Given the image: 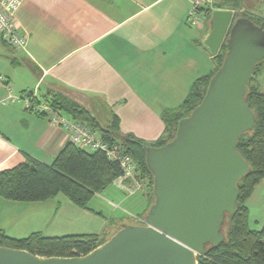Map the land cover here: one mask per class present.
I'll use <instances>...</instances> for the list:
<instances>
[{"label": "crops", "instance_id": "obj_1", "mask_svg": "<svg viewBox=\"0 0 264 264\" xmlns=\"http://www.w3.org/2000/svg\"><path fill=\"white\" fill-rule=\"evenodd\" d=\"M193 1L22 0L15 23L26 37L25 52L0 39V171L27 159L50 166L71 143L64 129L25 108L32 94L36 103L58 93L72 98L103 127L112 115L120 135L146 146L160 140L163 115L177 111L193 84L215 70L202 45L208 29L204 12L199 26L187 22ZM138 184L116 179L92 197L87 210L61 194L49 201L61 216L87 222L67 233L101 239L121 224H140L152 199L146 180L138 178ZM94 199L96 210L89 206ZM130 199L132 211L123 217L103 211ZM13 203L0 199V208L18 206Z\"/></svg>", "mask_w": 264, "mask_h": 264}, {"label": "water", "instance_id": "obj_2", "mask_svg": "<svg viewBox=\"0 0 264 264\" xmlns=\"http://www.w3.org/2000/svg\"><path fill=\"white\" fill-rule=\"evenodd\" d=\"M263 24L230 10L211 11L202 45L211 56L224 45L225 57L174 138L143 148L154 201L141 225H120L78 257L0 247V264H198L208 247L225 241L226 218L237 210V183L249 171L237 141L255 125L244 96L255 65L264 60Z\"/></svg>", "mask_w": 264, "mask_h": 264}, {"label": "trees", "instance_id": "obj_3", "mask_svg": "<svg viewBox=\"0 0 264 264\" xmlns=\"http://www.w3.org/2000/svg\"><path fill=\"white\" fill-rule=\"evenodd\" d=\"M211 11L210 7L202 9L207 28ZM238 12L236 9L235 13ZM239 17L253 22L252 15L246 11ZM262 22L263 19L253 23L261 25ZM225 53L223 45L212 57L214 72L193 84L177 111L163 115L165 135L150 147H162L174 138L178 122L189 116L202 101L207 85L222 64ZM260 64H264V60L255 65L253 76ZM250 82L244 101L254 113L255 125L251 132L241 135L237 141V151L248 163L249 171L237 183V210L226 218L225 241L216 247H208L205 254L198 257V264H264V224L259 231L251 230L248 226V209L244 205L254 188L264 181V92L250 87ZM46 103L97 132L104 142L122 145L137 166V179L146 180L148 186L153 187L143 150L149 146L130 136L120 135L115 117L111 115L109 123L103 127L84 106L65 95L53 94L47 97ZM120 175L119 165L109 161L103 153L87 152L69 143L50 166L27 159L13 169L0 171V199L17 203H42L61 194L75 207L87 210L92 197L104 191ZM104 242L94 235L44 237L38 233L23 239H13L0 230V247L23 250L41 257L84 256Z\"/></svg>", "mask_w": 264, "mask_h": 264}, {"label": "rangeland", "instance_id": "obj_4", "mask_svg": "<svg viewBox=\"0 0 264 264\" xmlns=\"http://www.w3.org/2000/svg\"><path fill=\"white\" fill-rule=\"evenodd\" d=\"M207 7H223L229 8L236 12V9L241 16L243 11L252 15L254 23H259L264 19V0H209ZM259 83H262L261 85ZM250 87H255L258 91L264 89V64H260L256 68V72L251 79ZM260 92V91H259ZM59 94V93H58ZM110 118V117H109ZM137 178V177H136ZM138 180V179H137ZM153 186V184H152ZM153 188V187H152ZM151 185L148 186V192L152 196ZM133 200L130 199L126 204H117L111 207L103 208L104 213L113 212L114 216H125L127 211H132L128 206ZM47 203H13L18 206H2L0 208V228L5 230L7 236L13 239H23L33 233H38L44 237H62L71 235L72 228L84 227L87 222L79 219L67 218L60 215L58 205ZM99 202L94 199L89 205L93 209H98ZM9 205V204H4ZM245 207L248 209V226L251 230L259 231L264 224V181L259 183L253 190L251 196L246 200ZM101 206V205H100ZM100 209V208H99ZM127 210V211H125ZM134 212V211H133ZM134 215V213H132ZM128 222H137L129 219ZM143 218L140 219L141 225ZM122 225V224H121ZM226 227V226H225ZM120 226L118 227L119 230ZM116 232V231H115ZM114 233V232H113ZM112 233V234H113ZM225 233V228H224ZM112 234L99 238V240H108ZM264 242V240H263Z\"/></svg>", "mask_w": 264, "mask_h": 264}, {"label": "built area", "instance_id": "obj_5", "mask_svg": "<svg viewBox=\"0 0 264 264\" xmlns=\"http://www.w3.org/2000/svg\"><path fill=\"white\" fill-rule=\"evenodd\" d=\"M22 0H0V39L11 49L25 52L26 37L23 35L15 23V15ZM209 0H194L187 22L192 27L199 26L201 22V11L207 8ZM36 96L32 94L24 100L27 110L35 114L42 115L52 123L64 129L71 143L81 150L87 152H101L109 161L119 165L121 175L117 179L122 181L129 179L139 188L136 178L137 166L134 160L126 153L125 148L120 144H108L101 136L79 121H75L63 114L59 110L53 109L46 102L36 103Z\"/></svg>", "mask_w": 264, "mask_h": 264}]
</instances>
